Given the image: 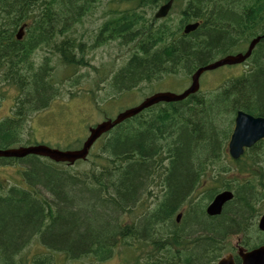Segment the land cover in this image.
I'll return each mask as SVG.
<instances>
[{
	"label": "trees",
	"instance_id": "16d2710c",
	"mask_svg": "<svg viewBox=\"0 0 264 264\" xmlns=\"http://www.w3.org/2000/svg\"><path fill=\"white\" fill-rule=\"evenodd\" d=\"M13 1L0 0V80L20 93L13 115L0 120V150L23 145L25 118L53 96L48 69L19 66L27 44L14 41L15 27L32 22L34 51L50 47L66 67L86 65L83 42L70 33L98 2ZM119 1L126 7L114 11L95 37L97 45H131L128 61L113 77L119 91L164 75H191L264 33V0H174L170 13L182 7L174 25L170 13L161 20L145 14L167 0ZM194 22L198 28L183 35V26ZM243 65L241 75L218 88L155 105L118 125L103 137L97 154L75 164L79 170L37 157L19 160L25 164L16 171L18 180L6 189L0 185V264H25L27 255L19 257L34 239L44 251L27 264H61L57 256L62 264L99 263L115 254L120 264H214L229 248L223 233L252 231L257 204L264 202V141L230 161V172L244 181L233 187L217 177L204 199L194 198L199 179L227 157L235 114L264 118V40ZM16 161L0 158V165ZM228 171L220 167L217 175ZM219 190H233L235 200L219 217H208L203 200ZM152 198H158L154 205ZM126 215L133 217L127 221Z\"/></svg>",
	"mask_w": 264,
	"mask_h": 264
},
{
	"label": "rangeland",
	"instance_id": "374dc122",
	"mask_svg": "<svg viewBox=\"0 0 264 264\" xmlns=\"http://www.w3.org/2000/svg\"><path fill=\"white\" fill-rule=\"evenodd\" d=\"M125 7L118 4V1L100 0L92 10L82 17L79 24L74 25L70 34L76 43L83 42L86 65L66 67L58 55L50 52L52 49L50 47L41 46L34 51L30 60L37 68H44V59L49 58L46 65L50 73L48 78L51 84L49 93L55 94V96L46 109L27 117V126L30 127L32 135L27 132L23 133L24 144L42 143L59 150L76 149L86 138L88 128L105 118L111 119L120 111L135 107L156 93L179 94L188 87L190 75L179 72L177 75H164L158 80L151 81V83L143 82L136 89L120 93V96H118L119 94L112 95L110 77L112 74H116L128 61L131 55V45L122 46L119 41H102L97 45L95 44V35L104 21L109 18V9L121 10ZM181 9L182 7H177L170 13L173 25L176 24ZM155 10H147L146 16L153 15ZM244 68V65L225 66L204 73L199 80L200 91L207 93L218 88L227 79L241 75ZM19 93L20 90L15 86L2 83L0 80V120L13 115L14 104ZM28 127L27 130L30 132ZM26 139L29 142H26ZM98 151L99 147L94 149V153L97 154ZM11 164L0 165V185L4 189L18 180L16 171L25 163L16 161ZM72 167L74 170H79L81 165ZM220 167L229 168V170L234 168L227 157L222 156L220 161L213 165V169L210 167L202 178V185L197 191L198 195L206 194L207 190L214 185L217 186L215 184L218 182L216 169L220 171ZM230 173L232 175V172ZM206 184H208L207 187L204 186ZM154 194L157 195L158 191H154ZM156 199L152 198V205L157 202ZM132 217V215H126L125 219L130 221ZM32 242V245L26 247L24 253L19 257L22 259L27 255L26 259L23 260L25 264H27L28 259L35 257L39 250L44 251L42 246L38 247L39 241L34 239ZM115 250L119 251V249ZM56 262L62 264L59 256L56 257ZM70 264H120V262L119 256L115 254L111 260L104 262L92 263L88 259H83L77 262L73 261Z\"/></svg>",
	"mask_w": 264,
	"mask_h": 264
},
{
	"label": "water",
	"instance_id": "95a60500",
	"mask_svg": "<svg viewBox=\"0 0 264 264\" xmlns=\"http://www.w3.org/2000/svg\"><path fill=\"white\" fill-rule=\"evenodd\" d=\"M173 4V0H168L161 5L155 15V19H162L167 16ZM198 23L187 24L183 28V33L188 34L197 29ZM22 36V28L17 33V39ZM264 39V34L252 39L244 54L228 55L205 66L199 67L191 76L189 87L181 94L157 93L146 98L136 107L127 109L119 114L113 120H106L93 128L89 129V135L78 150L60 151L44 145L30 147H20L17 149L0 150V158H24L29 155L44 157L56 163H67L73 165L76 161L85 160L89 149L93 143L104 133L110 131L118 124L132 118L149 107L158 103H174L186 99L195 94L199 89V78L204 72L213 71L224 66H233L243 63L249 58L256 44ZM264 140V118L254 117L242 111H238L234 118V127L228 141V155L232 160H238L247 149L252 148L256 143ZM232 193L224 191L218 193L208 205L206 214L216 216L221 212V208L227 201L231 200ZM177 217V221L179 220ZM258 228L264 231V215L260 218ZM242 264H264V248L250 251L246 254H240ZM218 264H234L231 257L221 259Z\"/></svg>",
	"mask_w": 264,
	"mask_h": 264
},
{
	"label": "flooded vegetation",
	"instance_id": "af4514ba",
	"mask_svg": "<svg viewBox=\"0 0 264 264\" xmlns=\"http://www.w3.org/2000/svg\"><path fill=\"white\" fill-rule=\"evenodd\" d=\"M17 1H13L12 5L15 4ZM25 24L24 27V32H23V39L26 41L27 48L26 52H28V56L26 59V67L27 69L32 67V62L30 60V52L32 51V45H33V37L32 33L33 30L31 28V25L27 22L22 23L21 25ZM20 25V26H21ZM18 26V28L20 27ZM29 27V28H28ZM15 31V32H16ZM27 37V38H26ZM14 39H15V34H14ZM0 42L1 41V33H0ZM7 40L5 38L4 43H6ZM6 48L9 47V44L6 43L4 45ZM23 56V55H22ZM239 174V173H238ZM225 181L230 183V185L235 186V183L237 182H242L244 181L242 178V175H238L237 177H225ZM259 213L257 212V216L255 215L252 218V231H225L224 234V243L229 245V248L226 252H224V255H230L234 264H242V260L240 257V254H246L252 250H257L258 248L263 247L264 248V231L259 230L258 228V220L259 217L263 214L264 212V203L261 207L257 208Z\"/></svg>",
	"mask_w": 264,
	"mask_h": 264
},
{
	"label": "bare ground",
	"instance_id": "6f19581e",
	"mask_svg": "<svg viewBox=\"0 0 264 264\" xmlns=\"http://www.w3.org/2000/svg\"><path fill=\"white\" fill-rule=\"evenodd\" d=\"M154 15H155V13H153V19H154V20H158V19H155V18H154Z\"/></svg>",
	"mask_w": 264,
	"mask_h": 264
}]
</instances>
